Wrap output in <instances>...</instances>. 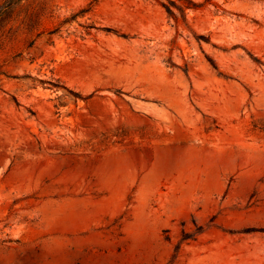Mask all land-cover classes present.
<instances>
[{
  "label": "rangeland",
  "instance_id": "374dc122",
  "mask_svg": "<svg viewBox=\"0 0 264 264\" xmlns=\"http://www.w3.org/2000/svg\"><path fill=\"white\" fill-rule=\"evenodd\" d=\"M0 264H264V0H0Z\"/></svg>",
  "mask_w": 264,
  "mask_h": 264
}]
</instances>
